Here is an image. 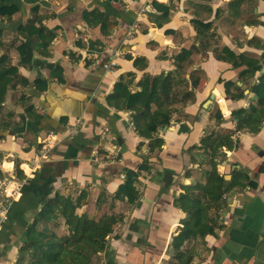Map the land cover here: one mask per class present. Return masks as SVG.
I'll return each mask as SVG.
<instances>
[{
	"label": "crops",
	"instance_id": "crops-1",
	"mask_svg": "<svg viewBox=\"0 0 264 264\" xmlns=\"http://www.w3.org/2000/svg\"><path fill=\"white\" fill-rule=\"evenodd\" d=\"M153 1L168 8L167 20ZM6 5L18 7L10 18ZM0 8V57L7 56L0 66H14L28 81L16 78L0 103V177L18 178L20 172L24 179L0 226V264H15L43 198L84 189L89 204L78 211L93 212L98 194L113 195L127 175L137 178L139 196L132 204L115 199L107 210L122 213L123 220L107 236L99 264H176L173 239L185 212L174 201L183 186L205 182L214 161L224 179L239 170L247 184L226 193L219 226L186 240L182 250H188L190 264H264V120L251 133L235 131L232 118L233 110L256 106L264 91V0H0ZM93 8L114 22L109 32L88 25L84 14ZM32 18L29 34L39 22L55 29L45 53L21 31ZM182 48L191 54L185 73L177 75L173 101L161 107L173 111L155 134L161 147L151 150L132 112L115 108L108 98L130 72L132 92L151 90L157 75L174 69L173 56ZM249 59L260 69L250 68ZM49 64L62 67L63 80L51 74ZM226 81L232 83L229 93H242L240 98L230 97ZM27 104L33 106L30 113ZM76 120L80 127L70 133ZM211 133H231L235 146L207 156L198 147ZM42 150L46 156L30 168ZM145 160L148 169L140 168Z\"/></svg>",
	"mask_w": 264,
	"mask_h": 264
},
{
	"label": "trees",
	"instance_id": "trees-1",
	"mask_svg": "<svg viewBox=\"0 0 264 264\" xmlns=\"http://www.w3.org/2000/svg\"><path fill=\"white\" fill-rule=\"evenodd\" d=\"M26 1L34 3L38 0ZM152 4L156 9L163 11V21L167 20L168 8L157 1H153ZM35 8L37 7L34 6ZM17 9L18 7L15 5H6V14L8 13L10 18ZM0 11H2L1 8ZM84 16L88 25H98L103 32H109L114 24L103 11L96 8L87 10ZM195 22L202 27L209 26L208 23H202V21L196 20ZM34 23L35 19H30L27 24L21 26V31L27 42L36 39L39 42L40 50L45 53L50 42L56 36L55 29L47 30L39 22L36 32L29 34L26 31L29 27L34 26ZM76 43L81 45L80 41ZM18 47L20 48L21 45ZM68 54L73 55L72 51H68ZM190 54V49H180L173 56L174 69L166 74L157 75L151 90L145 88L144 91L132 92L130 81L127 79L133 75L130 72L126 74V77H121L115 82L113 91L108 98L109 103L115 108L132 112L136 130L140 136L151 140V150L161 147L162 140L155 137V134L159 128L169 124L173 112L170 109L161 110V107L164 102L173 101L175 95L173 89L179 82L177 75L181 72L185 73V63ZM5 58L7 61V56H1L0 63L5 61ZM246 63L253 70L260 69V65L253 59L247 60ZM134 64L139 65L137 59L134 60ZM48 66L52 75L60 81L63 80L60 65L49 64ZM192 74L193 72L190 73V76ZM16 78L21 79L24 84L28 82L27 79L19 77L14 66H0V103L10 86H14ZM42 83L43 79L40 77L35 80L38 89L42 88ZM231 85V82H225L227 91ZM260 86L264 88V73L260 77ZM162 95H164L165 101L160 100ZM186 95L189 96L190 92H187ZM229 95L231 98H240L242 93H229ZM257 99L258 104L250 107L249 110L238 108L232 111L235 131L247 130L251 133L258 131L264 120V91L258 92ZM153 105L156 106V109H152ZM32 109V104L25 105L27 113H30ZM220 117L222 116L218 111L217 119ZM234 146L235 141L232 139L231 133L225 135L211 133L201 139L198 148L203 149L207 156L213 158L219 149H232ZM140 168L148 169V162L145 160ZM18 178H22L20 172H18ZM136 179L133 175H127L111 196L102 190L94 201L93 212H89L88 209L78 211L89 204L88 192L84 189L78 195L56 191L53 196L43 198L40 208L35 212L25 229L24 238L18 247L15 264H99L98 256L106 247L107 236L112 232L114 226L123 220L122 213L108 212L107 210L114 207L115 199L126 200L127 203L132 204L138 198ZM246 184V177L239 170H234L229 180L224 179L223 175L217 172L214 161L207 171L205 182L183 186V191L174 201L185 212V217L182 219L183 226L173 239L176 264H190L191 256L188 250H182L184 242L198 236L203 238L205 234L217 228L219 212L226 206V193L234 187L243 188Z\"/></svg>",
	"mask_w": 264,
	"mask_h": 264
},
{
	"label": "built area",
	"instance_id": "built-area-1",
	"mask_svg": "<svg viewBox=\"0 0 264 264\" xmlns=\"http://www.w3.org/2000/svg\"><path fill=\"white\" fill-rule=\"evenodd\" d=\"M108 67V65H104ZM220 99H218L219 101ZM81 121L76 120L75 123L70 125L69 131L70 133H76L79 129ZM130 124L133 128L134 123L132 118L130 117ZM46 156V151L42 150L41 153L34 158L30 163L29 167L39 166L42 159ZM24 179H19L17 177H0V226L2 223L6 222L9 219V207L14 199V197L20 192L22 183Z\"/></svg>",
	"mask_w": 264,
	"mask_h": 264
},
{
	"label": "water",
	"instance_id": "water-1",
	"mask_svg": "<svg viewBox=\"0 0 264 264\" xmlns=\"http://www.w3.org/2000/svg\"><path fill=\"white\" fill-rule=\"evenodd\" d=\"M25 234V233H24Z\"/></svg>",
	"mask_w": 264,
	"mask_h": 264
}]
</instances>
